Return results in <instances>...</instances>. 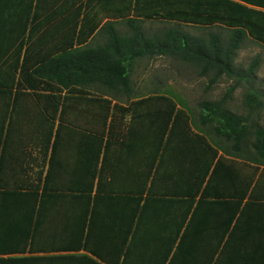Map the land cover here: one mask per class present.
I'll return each instance as SVG.
<instances>
[{"label":"trees","instance_id":"16d2710c","mask_svg":"<svg viewBox=\"0 0 264 264\" xmlns=\"http://www.w3.org/2000/svg\"><path fill=\"white\" fill-rule=\"evenodd\" d=\"M145 20L174 25L150 32L143 26ZM183 26H199L207 36L188 33ZM101 32L103 40L93 43V36ZM247 38L264 46V0H0V102L26 97L45 110L50 120L45 129L51 141L50 177L60 167L56 154L76 159L66 168L67 184L48 182L50 197H79L84 212H116L123 206L131 212L120 225L124 239L117 260L122 254L123 259L129 256L130 264H236L240 260L236 252L187 250L184 242L190 229L213 226L212 220L218 222L222 214L230 218L237 209L234 201L226 199L238 192L244 197L253 173L235 169V164L250 169L249 162H264V125L258 122L264 90L252 85L259 58L255 56L245 69L236 64ZM156 55L197 66L201 75L208 76L206 89L222 76L233 81L218 99L198 102L195 119L169 94L133 97L134 66L142 57ZM241 83L247 89L246 114L226 107ZM119 99L135 101L128 107L112 105ZM71 109L87 117L86 125L76 124ZM111 109L131 111L121 142L137 148L140 132L151 151L145 156L142 185L117 184L127 178L126 164L132 170L137 156L107 155L113 130L108 123ZM7 129L4 114L0 138ZM203 129L211 131L215 140ZM175 151L179 168L169 175L178 187L187 184L193 190L158 193L156 159ZM234 178L243 181L233 195L225 184ZM32 191L27 185L9 187L0 181V264H109V256L85 241L56 254L34 255L28 250L26 226L32 229L35 223L27 224L25 216L41 211L43 204L42 195L31 200ZM204 205H209L206 216L197 218L195 212ZM83 228L87 232L89 225ZM81 249L84 252H78Z\"/></svg>","mask_w":264,"mask_h":264},{"label":"crops","instance_id":"0c3cea01","mask_svg":"<svg viewBox=\"0 0 264 264\" xmlns=\"http://www.w3.org/2000/svg\"><path fill=\"white\" fill-rule=\"evenodd\" d=\"M60 19L59 17L58 22ZM50 22H54V20ZM95 39L97 42L103 40L102 36L95 37ZM133 101L135 99L112 100V105L115 104L121 108L128 107ZM176 102L178 105H182L179 101ZM3 105H7V109ZM79 112L76 109H71L69 115L76 124L86 125L84 120L87 117ZM95 113L97 114V112ZM4 114L8 129L0 138V181L3 186L27 185L32 187L33 191L29 193L31 200H39L42 195L41 211L33 214L27 212L25 216L28 219L27 224L29 221L30 224L35 223V227L32 229L26 226L28 250H33L34 255L56 254L58 250L76 248L79 243L82 244L85 241L93 249L102 252L107 258L109 256L111 259L108 258L109 264H130L128 255L123 259L122 254L119 260L115 257L124 239L120 225L124 222L123 220H128L131 216V212L126 207L123 206L122 211L117 210L116 212L100 210L84 212L83 204H81L83 200L79 197L73 195L49 196L48 182L50 185L53 184L50 181H55L57 185L67 184L70 180H68L67 174L69 169L66 168L70 165L71 160L75 162L76 159L74 157H67V159L56 154L55 157H58L56 165L60 163V167L55 169L56 172L53 177L52 175L49 176L52 152L51 141L45 129L50 120L49 116L45 114V110L41 109L40 103L26 97L11 99L9 103L0 102V119H3ZM130 114L131 111L125 112L123 109H111L109 111L108 123L113 126V130L109 134L111 141H109L106 151L108 156L118 154L137 156V163L133 164L132 170L128 166L129 164H126L127 178L120 180L117 184L139 186L142 185L144 173L147 170L145 156L151 151L144 146V136L140 132L137 134V148L127 147L121 142L127 134L126 128L130 121ZM141 142L142 145H140ZM59 151L62 153V149ZM168 153L171 155L166 153V156L162 157L160 154L156 159V164L159 161L160 165L159 175L154 181V185L158 187V193L162 189L167 191L176 188L181 191L193 190L187 184L178 187L177 180L171 179L169 173L179 168V156H177L176 151ZM63 156H65L64 153ZM108 158L110 160L111 157ZM110 166H112L111 160L108 161V168ZM247 166H250V169L241 163L235 164V169L243 171L245 168L249 175L253 173L244 197L239 192L234 195V191L241 186L240 183L243 178L241 180L234 178L228 181V185L225 184L229 188L227 191L234 195L226 200L228 202L234 201L235 206L237 205L233 215L227 218L225 214H222L219 216L218 222L212 220L213 226L204 225L194 230L190 229L189 239L184 242L185 249L236 252V257L240 259L236 264H262V260H264V162H249ZM206 200H212V197H207ZM52 201L58 203H52ZM219 201L222 202L221 199ZM216 205L212 204L211 207H217ZM208 209L209 205L199 208V211L195 212L197 218L203 219ZM191 213L192 211L189 212L187 218ZM36 215H38L37 218ZM85 223L89 225L87 232L83 228ZM216 223H218L217 226ZM129 239L130 235L127 237V243H129ZM123 250L125 251V248ZM67 252L72 251H61V253ZM78 252L84 251L81 249ZM126 259L129 260L126 262Z\"/></svg>","mask_w":264,"mask_h":264},{"label":"rangeland","instance_id":"374dc122","mask_svg":"<svg viewBox=\"0 0 264 264\" xmlns=\"http://www.w3.org/2000/svg\"><path fill=\"white\" fill-rule=\"evenodd\" d=\"M170 25H174V23L160 20H145L143 22L145 30L150 32L164 29ZM183 29L194 35L207 36V30L199 26H183ZM98 36L105 37L102 32L96 33L92 39L93 43H97L95 37ZM255 56L259 58V63L255 70L252 85L254 88L264 90L263 45L250 38L245 39L243 46L238 51L236 64L245 69ZM232 81L233 79L222 76L215 85L206 89L208 76L201 75L197 66L168 55H156L150 59L142 57V59L138 60L132 72V82L135 89L133 97L143 96L151 92L169 94L176 101L183 104L195 116V119L197 112H199L198 102L218 99ZM246 90V85L241 83L234 91L232 97L227 100L226 107L234 112L246 114L249 110L244 103ZM262 99L263 106L259 110L258 122L264 125V96ZM196 127H198L197 124ZM203 130L202 132H205L211 140H215L211 131Z\"/></svg>","mask_w":264,"mask_h":264}]
</instances>
